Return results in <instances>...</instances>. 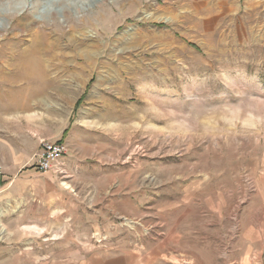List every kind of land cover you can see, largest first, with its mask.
<instances>
[{
	"label": "rangeland",
	"instance_id": "rangeland-1",
	"mask_svg": "<svg viewBox=\"0 0 264 264\" xmlns=\"http://www.w3.org/2000/svg\"><path fill=\"white\" fill-rule=\"evenodd\" d=\"M91 6L0 31V264H264V0Z\"/></svg>",
	"mask_w": 264,
	"mask_h": 264
},
{
	"label": "clouds",
	"instance_id": "clouds-1",
	"mask_svg": "<svg viewBox=\"0 0 264 264\" xmlns=\"http://www.w3.org/2000/svg\"><path fill=\"white\" fill-rule=\"evenodd\" d=\"M26 13L45 26L79 24L93 16L91 0H0V31Z\"/></svg>",
	"mask_w": 264,
	"mask_h": 264
},
{
	"label": "crops",
	"instance_id": "crops-1",
	"mask_svg": "<svg viewBox=\"0 0 264 264\" xmlns=\"http://www.w3.org/2000/svg\"><path fill=\"white\" fill-rule=\"evenodd\" d=\"M23 156L20 151L13 148L0 147V193L6 190L7 185L21 182ZM31 170H36L30 166ZM28 176V174H27Z\"/></svg>",
	"mask_w": 264,
	"mask_h": 264
},
{
	"label": "built area",
	"instance_id": "built-area-1",
	"mask_svg": "<svg viewBox=\"0 0 264 264\" xmlns=\"http://www.w3.org/2000/svg\"><path fill=\"white\" fill-rule=\"evenodd\" d=\"M68 152V145L64 142L43 141L41 149L35 156V160L31 166L36 168L38 172L60 169L62 167L61 162Z\"/></svg>",
	"mask_w": 264,
	"mask_h": 264
},
{
	"label": "bare ground",
	"instance_id": "bare-ground-1",
	"mask_svg": "<svg viewBox=\"0 0 264 264\" xmlns=\"http://www.w3.org/2000/svg\"><path fill=\"white\" fill-rule=\"evenodd\" d=\"M52 41H53V40H52ZM49 42H50V41H49ZM48 45H49V49H50V48H53L54 51H61V50H62V48H61V46H60V44H59L58 42H56V43H55V42H54V43L51 42V43H48ZM43 46H44V45H43ZM39 49H40V48H39ZM27 51H28V50H27ZM34 51H35V49H34ZM24 52H25V51H23V54H24ZM20 53H21V52H20ZM29 53H30V55L32 54V52H29ZM37 53H38V51H37ZM37 53H36V54H37ZM27 55H28V54H27ZM30 55H29V56H30ZM19 58H20V62H22V61L24 62V59H25L24 57H19ZM26 58H27V57H26ZM29 59H30V58H29ZM29 59H27V60H29ZM17 60H18V59H17ZM30 60H31V59H30ZM30 60H29V61H30ZM30 66H31V65H30ZM30 66H28V67H30ZM24 67H25V66H24ZM27 69H28V68H27ZM27 69H26V67H25V68H20V65L18 66V64L13 66V71H14V72H15V71H18V72H19L20 70H27ZM32 69H33V68H32ZM0 227H1V226H0ZM3 232H4V230L0 228V233L2 234Z\"/></svg>",
	"mask_w": 264,
	"mask_h": 264
}]
</instances>
